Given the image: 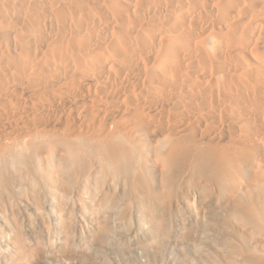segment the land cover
<instances>
[{
    "label": "bare ground",
    "instance_id": "bare-ground-1",
    "mask_svg": "<svg viewBox=\"0 0 264 264\" xmlns=\"http://www.w3.org/2000/svg\"><path fill=\"white\" fill-rule=\"evenodd\" d=\"M10 163L142 203L234 202L264 242V0H0ZM255 244L242 264H264Z\"/></svg>",
    "mask_w": 264,
    "mask_h": 264
},
{
    "label": "rangeland",
    "instance_id": "rangeland-1",
    "mask_svg": "<svg viewBox=\"0 0 264 264\" xmlns=\"http://www.w3.org/2000/svg\"><path fill=\"white\" fill-rule=\"evenodd\" d=\"M0 172V264H242L239 249L264 247L234 202L149 204L128 187L79 189L12 163Z\"/></svg>",
    "mask_w": 264,
    "mask_h": 264
}]
</instances>
